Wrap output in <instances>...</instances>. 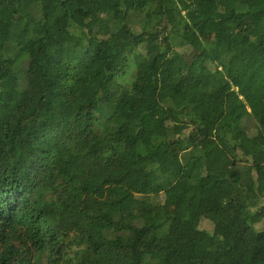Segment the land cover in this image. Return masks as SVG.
Here are the masks:
<instances>
[{"label": "trees", "instance_id": "16d2710c", "mask_svg": "<svg viewBox=\"0 0 264 264\" xmlns=\"http://www.w3.org/2000/svg\"><path fill=\"white\" fill-rule=\"evenodd\" d=\"M0 264H264V0H0Z\"/></svg>", "mask_w": 264, "mask_h": 264}, {"label": "rangeland", "instance_id": "374dc122", "mask_svg": "<svg viewBox=\"0 0 264 264\" xmlns=\"http://www.w3.org/2000/svg\"><path fill=\"white\" fill-rule=\"evenodd\" d=\"M170 210H174V208L173 207H170Z\"/></svg>", "mask_w": 264, "mask_h": 264}]
</instances>
